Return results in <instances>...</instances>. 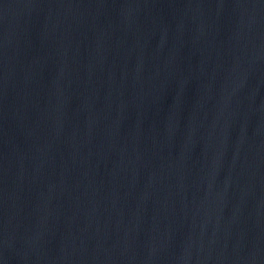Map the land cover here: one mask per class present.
<instances>
[{"label": "water", "instance_id": "95a60500", "mask_svg": "<svg viewBox=\"0 0 264 264\" xmlns=\"http://www.w3.org/2000/svg\"><path fill=\"white\" fill-rule=\"evenodd\" d=\"M0 264H264V0H0Z\"/></svg>", "mask_w": 264, "mask_h": 264}]
</instances>
